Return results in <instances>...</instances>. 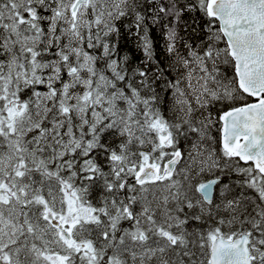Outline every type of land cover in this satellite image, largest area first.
Here are the masks:
<instances>
[{
  "label": "snow or ice",
  "instance_id": "snow-or-ice-1",
  "mask_svg": "<svg viewBox=\"0 0 264 264\" xmlns=\"http://www.w3.org/2000/svg\"><path fill=\"white\" fill-rule=\"evenodd\" d=\"M0 264H264V0H0Z\"/></svg>",
  "mask_w": 264,
  "mask_h": 264
}]
</instances>
